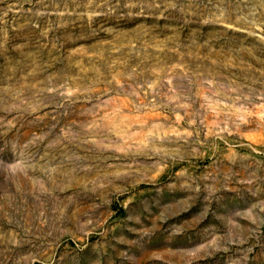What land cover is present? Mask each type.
I'll return each instance as SVG.
<instances>
[{"label": "rangeland", "instance_id": "rangeland-1", "mask_svg": "<svg viewBox=\"0 0 264 264\" xmlns=\"http://www.w3.org/2000/svg\"><path fill=\"white\" fill-rule=\"evenodd\" d=\"M0 264H264V0H0Z\"/></svg>", "mask_w": 264, "mask_h": 264}]
</instances>
